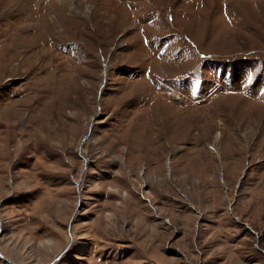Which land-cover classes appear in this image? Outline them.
I'll return each mask as SVG.
<instances>
[{
	"label": "rangeland",
	"instance_id": "rangeland-1",
	"mask_svg": "<svg viewBox=\"0 0 264 264\" xmlns=\"http://www.w3.org/2000/svg\"><path fill=\"white\" fill-rule=\"evenodd\" d=\"M0 264H264V0H0Z\"/></svg>",
	"mask_w": 264,
	"mask_h": 264
}]
</instances>
